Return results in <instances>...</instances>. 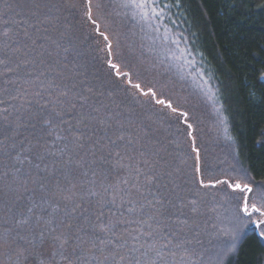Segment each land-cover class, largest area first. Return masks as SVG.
Segmentation results:
<instances>
[{
    "label": "snow or ice",
    "instance_id": "obj_1",
    "mask_svg": "<svg viewBox=\"0 0 264 264\" xmlns=\"http://www.w3.org/2000/svg\"><path fill=\"white\" fill-rule=\"evenodd\" d=\"M178 3L116 6L149 42L154 63L189 85L232 146L219 90L174 30ZM83 8L95 25L93 0ZM58 19L45 0L0 3V264H227L242 229L264 238V185L242 182L246 172L236 179L235 166L217 172L202 159L189 112L107 59L117 80L186 126L194 153L187 170L178 139L161 138L150 117L102 101L69 61ZM96 31L111 57L109 36Z\"/></svg>",
    "mask_w": 264,
    "mask_h": 264
},
{
    "label": "trees",
    "instance_id": "obj_2",
    "mask_svg": "<svg viewBox=\"0 0 264 264\" xmlns=\"http://www.w3.org/2000/svg\"><path fill=\"white\" fill-rule=\"evenodd\" d=\"M45 2L50 5L51 14L59 18L54 23L57 34L63 33L60 42L69 49V61L79 66L97 91L104 93L102 101L131 108L141 117L153 116L149 122L161 138L166 134L168 139H178L186 157L187 170H190L193 153L186 126L174 115H169L167 109L149 103L147 97L128 88L124 78L117 80L107 68L106 61L111 58L121 65V71L131 72L133 83L139 82L141 86L151 85V80L157 81L153 76L154 69L173 83L168 89L181 85L195 93L164 66L154 63V54L148 50L149 42H142L133 23L119 14L123 10L116 6L118 0H93L95 25L84 15L86 0ZM97 3L101 5L100 9L95 7ZM171 11L177 22L174 30L186 38L188 50L193 53L190 59L195 61L194 67L204 72L209 83L219 90L223 115L228 117L230 134L235 138L234 145L226 144L218 134L214 114L210 115L199 103L209 125L211 142L238 165L241 175L235 176L236 179L246 172L250 179L246 177L242 182L252 183L255 190L257 185H264V82L260 79L264 74V0H179ZM102 21L106 24L102 25L105 23ZM108 26L115 29L116 34L121 32L129 49L126 47L123 51L114 43L113 31L109 38L113 45L112 55L108 56L106 42L96 31L99 27L100 32L108 35ZM148 74H152L150 78ZM140 75L143 80L139 79ZM188 119L192 123V116ZM217 195L222 197L224 194L219 192ZM227 264H264V238L249 229H242L238 252Z\"/></svg>",
    "mask_w": 264,
    "mask_h": 264
},
{
    "label": "rangeland",
    "instance_id": "obj_3",
    "mask_svg": "<svg viewBox=\"0 0 264 264\" xmlns=\"http://www.w3.org/2000/svg\"><path fill=\"white\" fill-rule=\"evenodd\" d=\"M104 24H106V22L102 23V25ZM113 31L115 32L111 36L110 33ZM107 32L109 33V38H114V43H117L119 45V48H122L123 51L126 50V47L128 48L127 40L125 38L123 39L120 31L118 34H116V30H113L111 29V27H109ZM129 51L128 55H130L131 53ZM146 62L148 64L150 63V60H146ZM152 70L154 71L153 76L155 79L157 78V81L151 80V85L141 86L144 91H147V87H154L158 90V95L162 91L165 94L166 98L170 97L173 100L174 106L178 105L181 111H188L189 115L192 116V124L194 126L193 135L197 138V146L201 148L202 159L207 160L217 170V172H219V170L222 168L227 169L229 168V166H235L237 168V173H233V175L236 177H240L241 174H238V171H240L237 167L238 165L236 166L234 162L232 163L233 160L231 159V161L230 157H225L222 153L221 148H218L217 146H215V144H212V139L209 134V125L205 119L203 111L198 106L199 99L197 98L196 94L181 85H173L171 89H168V86H171L173 83L169 82V80L166 77H163L161 74L159 75L157 73L158 71H155L154 69ZM151 75L152 74H148L147 77L150 78ZM136 76H138V74H136ZM139 79L143 80V77L140 75ZM260 79L264 82V74L261 75ZM133 91L137 90L134 89ZM143 97H147V101H149V103L154 102L148 96ZM167 113L169 114V110L167 111ZM152 117L153 116H150V118ZM165 137L168 138L166 134L164 135V138ZM181 167L183 168L185 167V165H181Z\"/></svg>",
    "mask_w": 264,
    "mask_h": 264
}]
</instances>
